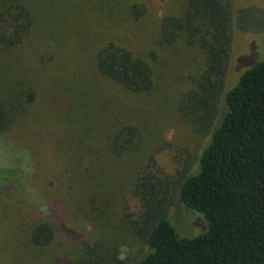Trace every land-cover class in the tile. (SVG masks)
<instances>
[{"label":"rangeland","instance_id":"rangeland-1","mask_svg":"<svg viewBox=\"0 0 264 264\" xmlns=\"http://www.w3.org/2000/svg\"><path fill=\"white\" fill-rule=\"evenodd\" d=\"M182 2L37 0L39 18L31 32L0 55V97L10 96L7 93L17 79L36 94L18 125L0 135V264H57L58 260L101 264L97 253L106 260L103 264H135L148 252L146 239L136 233L142 227V208L132 191L135 179L148 173L160 181L162 194L169 195L173 183L195 171L207 142L176 114L179 94L189 86L186 76L205 67L201 53L182 44L164 48L152 43L160 16L177 13ZM134 4L147 6L142 21L127 19ZM232 13L225 86L264 58V0H232ZM111 40L139 55L156 50L155 66L159 62L162 68L159 79L164 74L168 78L164 87L151 95L138 94L100 77L94 66L95 49ZM77 115L94 118L91 126L107 132L118 121L145 133L139 150L117 159L111 176L118 177V190L104 220L94 206L76 209L71 197L76 184L68 177L79 170L76 157H71L81 134ZM92 137L85 144H95ZM47 208L57 214L52 221L54 238L49 245L32 249L27 236ZM168 216L180 237H195L206 230L203 215L178 199Z\"/></svg>","mask_w":264,"mask_h":264},{"label":"trees","instance_id":"trees-1","mask_svg":"<svg viewBox=\"0 0 264 264\" xmlns=\"http://www.w3.org/2000/svg\"><path fill=\"white\" fill-rule=\"evenodd\" d=\"M101 2L107 4L108 0ZM36 4L37 0H0V55L31 32L39 18ZM146 12L145 4H134L127 19L142 21ZM233 20L232 0H183L177 13L159 18L154 45L182 44L188 50H198L205 62L200 72L186 76L189 86L179 94L176 114L195 133L206 136L207 142L196 159L195 171L173 183L169 195L162 194L160 181L148 173L135 179L132 191L142 208V227L136 233L146 239L149 248L135 264H264V58L225 86ZM93 60L100 77L131 92L151 95L168 82L165 74L159 79L162 74L159 62L155 66L156 50L139 55L111 40L95 49ZM24 85L17 79L8 93L4 90L10 96L0 97V135L11 132L35 101V92ZM80 119L77 115L75 120ZM91 120L94 118L84 116L78 123L81 134L71 157H76L79 170L68 179L76 184L71 196L76 209L94 206L104 220L111 209L110 198L114 200L118 190V177L111 176L117 159L139 150L145 133L118 121L107 132L92 127ZM92 135L95 144H85L91 142ZM58 148L65 147L58 144ZM84 156L90 157L88 161ZM175 199L203 215V233L178 236L168 216ZM56 215L50 208L44 210L43 221L27 236L32 249L52 242ZM96 255L101 264L106 261L100 253ZM68 263L58 260L57 264Z\"/></svg>","mask_w":264,"mask_h":264}]
</instances>
